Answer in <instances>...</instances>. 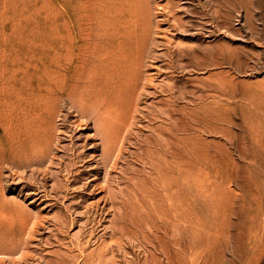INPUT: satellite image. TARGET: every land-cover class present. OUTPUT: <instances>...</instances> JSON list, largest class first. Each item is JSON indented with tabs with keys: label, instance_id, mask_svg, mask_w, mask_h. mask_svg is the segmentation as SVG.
Here are the masks:
<instances>
[{
	"label": "rangeland",
	"instance_id": "374dc122",
	"mask_svg": "<svg viewBox=\"0 0 264 264\" xmlns=\"http://www.w3.org/2000/svg\"><path fill=\"white\" fill-rule=\"evenodd\" d=\"M0 264H264V0H0Z\"/></svg>",
	"mask_w": 264,
	"mask_h": 264
},
{
	"label": "bare ground",
	"instance_id": "6f19581e",
	"mask_svg": "<svg viewBox=\"0 0 264 264\" xmlns=\"http://www.w3.org/2000/svg\"><path fill=\"white\" fill-rule=\"evenodd\" d=\"M80 65V64H79ZM113 65V64H112ZM96 76V75H95ZM123 76V75H122ZM93 77V76H92ZM94 78V77H93ZM97 79H99V78H97ZM136 79V78H135ZM138 81V80H137ZM140 82V81H139ZM97 84V83H96ZM106 85V84H105ZM108 85V84H107ZM79 86V85H78ZM92 87H94V86H92ZM84 89V88H83ZM135 89H137L136 87H135ZM90 90V89H89ZM112 90V89H111ZM123 90V89H122ZM84 91V90H83ZM100 91V90H99ZM107 91V90H106ZM82 92V91H81ZM88 93H90V91H88ZM99 93V92H98ZM112 94V93H111ZM116 94V93H115ZM121 94H122V92H121ZM125 94V93H124ZM85 95V94H84ZM86 96V95H85ZM117 97V96H116ZM122 97V96H121ZM89 99V98H88ZM90 99H92L91 97H90ZM103 99V98H102ZM122 100V99H121ZM120 101V100H119ZM97 102V101H96ZM103 102H104V100H103ZM95 105H97V104H95ZM93 106H94V104H93ZM97 108V107H96ZM100 108V107H99ZM100 110H101V108H100ZM106 112V111H105ZM102 113V112H101ZM108 114V113H107ZM102 116V115H101ZM113 122V121H112ZM116 123V122H115ZM122 123V122H121ZM117 124V123H116ZM109 130V129H108ZM112 130V129H111ZM112 135V134H111ZM120 136V135H119ZM114 139V138H113ZM119 142V141H118ZM111 144V143H110ZM116 144V143H115ZM114 146V145H113Z\"/></svg>",
	"mask_w": 264,
	"mask_h": 264
}]
</instances>
